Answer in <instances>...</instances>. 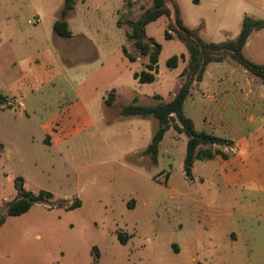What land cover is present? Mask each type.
I'll return each mask as SVG.
<instances>
[{
    "label": "rangeland",
    "instance_id": "rangeland-1",
    "mask_svg": "<svg viewBox=\"0 0 264 264\" xmlns=\"http://www.w3.org/2000/svg\"><path fill=\"white\" fill-rule=\"evenodd\" d=\"M166 1L171 16L145 27L161 46L155 79L140 83L133 74L148 58L127 39V22L152 0H75L68 38L53 32L63 0H0V93L8 99L0 104V215L16 177L53 194L6 217L0 264H264V193L228 196L208 160H195L186 176V136L172 128L153 161L146 147L157 120L121 114L127 104L167 102L179 88L184 59L174 68L166 61L187 51L164 38L174 8L204 41L240 31V0ZM205 82L183 107L195 128L226 139L251 130L264 85L228 58L209 64Z\"/></svg>",
    "mask_w": 264,
    "mask_h": 264
},
{
    "label": "trees",
    "instance_id": "trees-1",
    "mask_svg": "<svg viewBox=\"0 0 264 264\" xmlns=\"http://www.w3.org/2000/svg\"><path fill=\"white\" fill-rule=\"evenodd\" d=\"M166 3V0H152V5L145 9L137 19L128 20L127 22L130 28V31L126 33L127 39L132 41L139 54L148 58L146 68L133 74L140 83L152 82L155 79V74L152 71L157 64L161 46L150 37H147L145 27L161 16H171L172 10ZM74 5L75 0H63L59 16L53 23V32L56 35L63 38L71 36L66 17L73 10ZM128 5L130 6V3ZM261 28H264L263 20L244 15L241 20L240 31L234 39H228L219 43L207 42L195 36V33L184 25L178 15L177 8H174L173 21L167 24L164 38L167 40L172 38L178 39L184 44L187 51L185 65L179 72V78L182 81L179 88L167 102L160 101L154 105L127 104L121 109V114L124 116L151 115L157 120L158 127L146 147V152L151 154L153 161H156L159 142L163 138L164 133L170 128L186 136L183 171L188 177L192 174L195 160H211L217 156L221 158L228 156L227 153L215 147V145L231 144L232 142L211 133L197 130L194 127L193 121L184 114V103L191 93L193 83H198L202 80L207 64L222 62L227 58L242 67L249 76L257 79L264 85V63H254L247 59L242 52L249 34ZM122 52L131 61L135 60L133 56L127 53L125 46L122 47ZM179 58L184 59V55L169 57L166 65L170 68L176 67ZM111 101L112 93H109L106 103L110 105ZM7 102L6 96L0 93V104ZM23 184L24 182L21 177L14 179L16 194L11 201L7 202L5 212L0 215V226L6 217L23 214L34 203L50 198L53 195L51 192L45 190L34 193L26 189ZM78 205V201H75L69 205V208H74ZM118 238L122 243H125L127 240V236L123 234L118 235Z\"/></svg>",
    "mask_w": 264,
    "mask_h": 264
},
{
    "label": "crops",
    "instance_id": "crops-1",
    "mask_svg": "<svg viewBox=\"0 0 264 264\" xmlns=\"http://www.w3.org/2000/svg\"><path fill=\"white\" fill-rule=\"evenodd\" d=\"M240 1H242L244 4L243 9L241 10L244 15H249L253 18L261 19L264 21V0ZM242 52L244 56L250 61L257 64L264 63V28L252 31L249 34L247 41L243 46ZM186 59L187 57L184 56V62L186 61ZM209 64L210 63H208L205 68L202 80L198 83L193 84V86L196 85L202 91L206 88L205 77ZM236 69L237 68L235 67H232L230 69L231 80H233L232 75H234ZM210 76L212 77L213 75L210 74ZM248 92H252V90H249ZM254 101L258 107L253 106L254 108L251 110V112H255L250 113L248 117L249 122L253 124L252 129L238 136H232L228 139L223 138L226 140H230L232 143L225 145H215V147L227 153L228 156L226 158L217 156L214 159L208 160L211 164H208L207 170L209 169L214 172L216 178L218 179L217 182H219L225 188L226 194L230 197H235L236 195H244V192L264 193L263 87H257L254 95ZM254 114H256V118ZM204 122H208L206 116H204L203 118V123ZM193 124L195 127L194 121Z\"/></svg>",
    "mask_w": 264,
    "mask_h": 264
},
{
    "label": "built area",
    "instance_id": "built-area-1",
    "mask_svg": "<svg viewBox=\"0 0 264 264\" xmlns=\"http://www.w3.org/2000/svg\"><path fill=\"white\" fill-rule=\"evenodd\" d=\"M38 20H39L38 17H35L34 21L38 22ZM28 23H32V21L28 20Z\"/></svg>",
    "mask_w": 264,
    "mask_h": 264
}]
</instances>
